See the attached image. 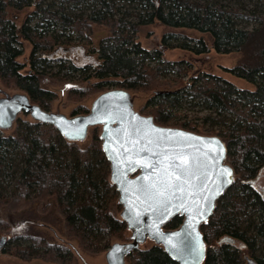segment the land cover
Wrapping results in <instances>:
<instances>
[{
    "label": "trees",
    "instance_id": "1",
    "mask_svg": "<svg viewBox=\"0 0 264 264\" xmlns=\"http://www.w3.org/2000/svg\"><path fill=\"white\" fill-rule=\"evenodd\" d=\"M131 1L138 4V12L123 10L107 0H52L46 5L35 0H0V84L26 94L32 104L47 110L56 95L43 87L48 83L45 71L50 62H58V73L76 74L75 83L83 84L68 88L66 99L77 103L70 117L87 114L89 109L82 102L107 91V85L148 94L141 113L151 116L159 126L199 134L197 125L181 122L184 104L215 114L201 120L204 125L219 126L207 136H217L224 142L235 183L200 228L206 245L203 264H264V191L241 184L258 181L264 171V2L259 5L261 14L255 9L240 11L224 0ZM78 6L86 7V14L68 13ZM10 10L26 11L20 26L9 17ZM238 21L255 26L240 27ZM156 24L207 35L211 44L202 37L181 39L171 32L163 35L162 49H145L136 40L137 33ZM94 25L109 33L96 47L90 45ZM73 35L90 45L95 64L65 65L63 61L69 59L51 57L57 45L70 44ZM25 45L30 51L21 61ZM175 49L194 55L211 50L221 55L237 54L235 65L224 71L254 89L236 88L207 73L191 77L189 85H184L182 79L193 66L186 61L167 60L164 53ZM14 125L9 134L0 132V155L5 154L3 148L7 146L19 157L9 167L0 162V236L8 229L3 209L21 212L34 202L51 199L45 208L56 207L64 234L76 240L83 251L106 253L112 239L128 241L126 224L112 213V208L120 210V206L109 181L100 130L92 129L89 143L79 146L66 141L53 126L36 123L27 115ZM10 166H14L11 173L7 172ZM181 223L182 218L177 216L165 228L175 230ZM0 253L52 264H72L73 260L68 247L36 235L7 237ZM126 263L177 264L155 245L132 252Z\"/></svg>",
    "mask_w": 264,
    "mask_h": 264
},
{
    "label": "water",
    "instance_id": "2",
    "mask_svg": "<svg viewBox=\"0 0 264 264\" xmlns=\"http://www.w3.org/2000/svg\"><path fill=\"white\" fill-rule=\"evenodd\" d=\"M20 115L53 126L69 142H83L91 129H100L110 183L118 193L120 218L130 234L128 242L110 246L104 255L106 264H127L129 255L139 251L147 241L161 247L177 264H203L206 245L200 228L211 218L217 201L235 183V173L227 163L221 138L159 126L151 116L135 111L133 97L122 89L99 94L87 114L74 117L43 110L24 93L4 94L0 98V131L10 130ZM161 152H182L190 163L199 165L194 168L191 187L185 185V192L177 193L183 199H169L167 193L149 199L145 194V189L162 173L142 164L162 159ZM256 182L257 179L246 180L241 184L256 187ZM165 203L169 205L167 210ZM177 216L182 218L181 225L167 230L166 224ZM5 242L6 237H1L0 249Z\"/></svg>",
    "mask_w": 264,
    "mask_h": 264
},
{
    "label": "rangeland",
    "instance_id": "3",
    "mask_svg": "<svg viewBox=\"0 0 264 264\" xmlns=\"http://www.w3.org/2000/svg\"><path fill=\"white\" fill-rule=\"evenodd\" d=\"M35 1L41 5H46L50 3L52 0H35ZM107 1H112L115 4V6L126 11L138 12V10H140L138 4L132 2L131 0H107ZM263 2L264 0H224L223 1V3L225 4L228 3L235 4L240 11L255 9V10H259L261 14L263 13V11H261L262 9H260L259 5L262 4ZM67 11L68 13H72L73 15H79V13L86 14L85 11H87V9L84 6H78L75 9H69ZM25 12L26 11L10 10L8 15H10L9 17L16 22L17 26H20L25 19L26 16ZM239 26L251 29L255 26V24L253 22H247V23L239 22ZM171 32L177 34L178 38L181 39L184 38L197 39L202 37L207 42V44L209 45L211 44V40L207 35H202L192 30L165 28L157 24L153 26L151 25L140 28L137 33L136 40L139 41L141 46L145 49L160 50L163 48L161 42L163 35ZM108 36L109 33L106 28L94 25L92 27V36L90 40L91 41L90 45L96 47L100 40ZM66 41L67 40H63L62 42L65 43ZM70 41H71L70 44L67 45L66 44L57 45L51 57L56 59L59 58L69 59L68 61H63V63L65 62V65H67L68 63H74L75 65L83 66V65H92L96 63V55L91 54L89 52L90 45L83 44L82 40L77 38L76 35L71 36ZM29 51H30L29 47L25 45L23 55L20 58L21 61H25L27 59L29 55ZM164 55L167 60L186 61L193 66L190 74L183 79L181 78L184 85L185 84L189 85L190 83L189 80L191 77H197L198 75H201V73H207V74H213L215 76H219L231 82L236 88L246 89V90L254 89L253 85L224 71V69H229L235 65L238 57L237 54L232 53L229 55H221L211 50L210 52L203 55H194L192 53L180 49H175L171 51H166ZM60 62L62 63V61ZM56 64H58V62H50L49 68L46 69L45 71L46 72L45 74L47 75L48 83L46 85L43 84V87L56 95V98L53 100L51 107L47 110L50 112L61 113L70 117L71 111L74 109V107L77 106V103L66 99L68 88L70 86L72 87L75 85L83 86V84L75 83V79H77L76 74L72 75L69 74L67 71L58 73V70L55 67ZM172 77L173 76H169L170 79ZM106 87L108 88V90L114 89V87L110 85H107ZM16 92L17 91L14 88H7L4 87L2 84H0V98L4 94H13ZM130 94L134 99L135 111L142 114L141 109L144 106L149 95L142 93H130ZM98 95L88 97L82 102V104L89 109L92 101ZM208 115L215 117V114H211L210 111L205 110L202 107H198L190 104H184L183 109L180 112V120L181 122L186 121V122L194 123L198 127L199 134L207 136V134H209L210 131H218L219 129V126L211 127L209 125L203 124L201 119ZM22 116L23 115H20V117ZM228 117L229 116H225L224 118H228ZM216 119L221 120L222 117L219 118L217 117ZM14 126L15 125H13V127L8 131L5 132L0 131V132L5 133V135H7L11 131H13ZM90 131L88 133L87 138L83 142H77L79 146H86L89 143ZM3 150H5L6 152L4 155H0V162L3 163L4 166L9 167V165H12L13 162L16 161L15 159L19 157L16 155V151L12 147L5 146ZM14 166L16 167L17 165ZM14 166L12 167L10 166L7 172L11 173L12 168ZM256 186L260 189L262 188L264 189V171L261 177L259 178ZM49 200L43 202H34L29 208L16 213H10L9 211L3 209L2 217L4 218V220L8 222V229L6 230L4 235L0 236V238L1 237L7 238L12 236L14 237V236H24V235H36L44 238L49 242H55L57 244H61L68 247L73 257L72 264H106L104 258L105 252L95 255L83 251L82 249H80L76 240L68 238L64 234L62 221L57 214L56 207L54 206L50 208V206H48V208L50 209L45 208ZM116 202L119 205L118 198ZM121 211H122L121 206H120V210H117L115 207L112 208V213L118 218H120ZM126 235H127L126 238L129 241L130 234L128 231ZM128 241L119 242L116 239L111 240L112 244L116 242L124 243ZM152 245H154L152 242L147 241L146 243L140 246V249H145ZM0 264H52V263H47L41 260L22 261L18 258H15L14 256L0 253Z\"/></svg>",
    "mask_w": 264,
    "mask_h": 264
},
{
    "label": "snow or ice",
    "instance_id": "4",
    "mask_svg": "<svg viewBox=\"0 0 264 264\" xmlns=\"http://www.w3.org/2000/svg\"><path fill=\"white\" fill-rule=\"evenodd\" d=\"M159 155L162 159L142 164L145 168L151 167L154 171L159 169L162 173L161 176L157 178V181H154L145 189V194L149 199L164 197L166 193L169 199L171 197L183 199V196H177V193L183 194L186 190L185 185L191 187V180L195 178L194 168L199 165L190 163L187 154L182 152H161ZM136 162L141 163L140 161ZM145 179H147V177H145ZM159 202L164 203V201ZM168 207L169 205L165 203L164 210H167ZM117 251H119V249Z\"/></svg>",
    "mask_w": 264,
    "mask_h": 264
},
{
    "label": "flooded vegetation",
    "instance_id": "5",
    "mask_svg": "<svg viewBox=\"0 0 264 264\" xmlns=\"http://www.w3.org/2000/svg\"><path fill=\"white\" fill-rule=\"evenodd\" d=\"M258 182V181H257ZM118 194V193H117ZM247 264H251L250 262H247Z\"/></svg>",
    "mask_w": 264,
    "mask_h": 264
}]
</instances>
